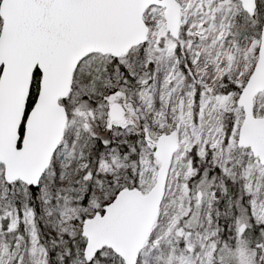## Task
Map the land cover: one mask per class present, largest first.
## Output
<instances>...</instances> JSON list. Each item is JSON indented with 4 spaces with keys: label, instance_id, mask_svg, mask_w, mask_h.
<instances>
[{
    "label": "snow or ice",
    "instance_id": "obj_1",
    "mask_svg": "<svg viewBox=\"0 0 264 264\" xmlns=\"http://www.w3.org/2000/svg\"><path fill=\"white\" fill-rule=\"evenodd\" d=\"M0 264H264V0H0Z\"/></svg>",
    "mask_w": 264,
    "mask_h": 264
}]
</instances>
